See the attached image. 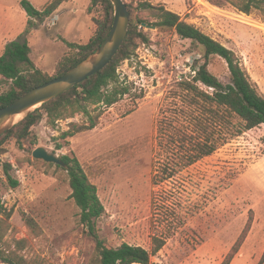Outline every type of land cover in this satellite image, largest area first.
Segmentation results:
<instances>
[{
	"label": "rangeland",
	"instance_id": "obj_1",
	"mask_svg": "<svg viewBox=\"0 0 264 264\" xmlns=\"http://www.w3.org/2000/svg\"><path fill=\"white\" fill-rule=\"evenodd\" d=\"M21 1L0 0V54L9 42L27 39L32 59L49 75L56 74L61 58L76 55L64 39L89 42L102 16L99 7L89 11L91 0H65L25 34L29 17ZM29 1L42 9L51 0ZM142 1L164 5L232 48L264 95V22L258 11L247 14L231 4L218 6L209 0H125L134 21L142 19L151 25L158 19L141 8ZM139 29L149 40H137L131 56L118 65L120 80L130 87L122 99L108 107L89 105V114L78 112L55 125L43 111L24 144L15 138L4 143L0 199L6 197V201L0 218L12 213L6 239H27L23 254L39 264H98L96 242L80 221L67 172L34 158L39 146L80 160L106 209L97 228L107 246L128 242L150 247L158 124L163 111L175 102L171 93L178 82L195 73V59L203 61L204 49L172 28L139 24ZM208 68L223 82H230L228 65L220 56L211 55ZM9 86L10 81L0 74V93ZM98 114L93 129L62 137L72 123H88L90 116ZM7 163L10 175L19 182L16 187L5 175ZM184 175L191 200L199 208L149 264H221L250 218L248 236L231 264H259L264 254V124L231 139ZM27 216L38 223V234L28 227Z\"/></svg>",
	"mask_w": 264,
	"mask_h": 264
},
{
	"label": "trees",
	"instance_id": "obj_2",
	"mask_svg": "<svg viewBox=\"0 0 264 264\" xmlns=\"http://www.w3.org/2000/svg\"><path fill=\"white\" fill-rule=\"evenodd\" d=\"M64 1L51 0L44 8L39 9L29 0H22L21 4L29 17L24 33L29 34L37 22H44ZM209 1L218 6L231 4L247 14L258 11L264 22V0ZM140 6L143 10L152 12L158 19L156 26L172 28L180 37L190 39L197 47L201 46L204 49L203 61L198 63V59H195V73L185 75L178 82L171 93L175 102L171 103L168 111H163L158 124V156L152 178L157 189L152 202L154 212L150 247L128 242L116 247L106 245L97 228V220L106 210L97 185L90 180L76 156H61L67 166L57 164V167L67 172L66 180L72 189L71 196L80 209V221L96 242L98 264H149L152 257L165 246L167 239L176 234L187 223L189 216L199 208L191 200V192L186 186L189 180L184 171L200 159L213 154L231 139L264 124V95L251 80L240 57L232 48L187 22L179 13L164 5L142 1ZM96 7L101 9L102 16L97 21L95 35L87 43L64 39L66 44L75 50L76 55L61 58L54 75H49L36 65L31 57L32 49L27 39H17L6 45L0 54V74L10 81V86L0 93V108L12 103L30 89L64 74L96 50L111 30L114 5L111 0H91L89 11ZM128 7L132 8L130 5ZM130 19L128 35L115 58L101 71L44 103L6 131L0 137V155L5 152L4 143L8 138H15L24 144L30 137L32 127L42 119L43 111L48 122L55 125L57 120L73 117L78 112L89 114V105H96L97 108L102 105L112 106L129 93L130 87L120 80L118 65L131 56L137 40H149L146 33L139 29V24L147 22L142 19L134 21L132 17ZM211 55H218L226 61L230 82H223L209 70ZM98 117L99 114L90 116L88 123H72L70 129L62 133V137H72L79 132L93 129L97 125ZM10 168L11 164L7 163L5 175L12 186L16 187L19 182L10 175ZM177 206L182 207L177 209ZM2 209L4 207L0 199V210ZM11 216V212H6L5 217L0 218V261L4 264H39L37 260L23 254L27 239H14L13 242L6 239L8 231L12 228ZM25 221L30 230L38 234V223L30 216L25 217ZM251 224L252 218L221 264H231L245 242ZM263 260L264 254L259 264Z\"/></svg>",
	"mask_w": 264,
	"mask_h": 264
},
{
	"label": "water",
	"instance_id": "obj_3",
	"mask_svg": "<svg viewBox=\"0 0 264 264\" xmlns=\"http://www.w3.org/2000/svg\"><path fill=\"white\" fill-rule=\"evenodd\" d=\"M111 1L114 5V20L110 32L102 43L64 74L30 89L12 103L0 108V137L38 107L101 71L115 58L128 35L131 20L125 0ZM141 24L151 28L156 27L145 22ZM33 157L67 166L59 155L43 146L34 149Z\"/></svg>",
	"mask_w": 264,
	"mask_h": 264
},
{
	"label": "built area",
	"instance_id": "obj_4",
	"mask_svg": "<svg viewBox=\"0 0 264 264\" xmlns=\"http://www.w3.org/2000/svg\"><path fill=\"white\" fill-rule=\"evenodd\" d=\"M5 201H6V197H3L1 200V204H5Z\"/></svg>",
	"mask_w": 264,
	"mask_h": 264
}]
</instances>
